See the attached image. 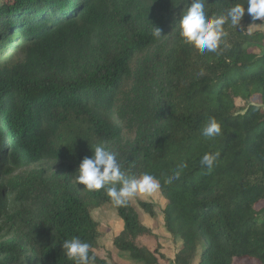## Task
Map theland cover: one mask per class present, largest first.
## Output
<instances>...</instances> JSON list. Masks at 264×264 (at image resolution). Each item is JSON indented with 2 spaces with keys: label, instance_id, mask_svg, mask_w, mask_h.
I'll list each match as a JSON object with an SVG mask.
<instances>
[{
  "label": "trees",
  "instance_id": "obj_1",
  "mask_svg": "<svg viewBox=\"0 0 264 264\" xmlns=\"http://www.w3.org/2000/svg\"><path fill=\"white\" fill-rule=\"evenodd\" d=\"M258 4L0 0V54L13 58L0 63V264H107L91 214L103 204L122 221L114 249L165 264L127 198L140 177L167 200L174 264H264ZM101 160L114 183L87 176Z\"/></svg>",
  "mask_w": 264,
  "mask_h": 264
},
{
  "label": "rangeland",
  "instance_id": "obj_2",
  "mask_svg": "<svg viewBox=\"0 0 264 264\" xmlns=\"http://www.w3.org/2000/svg\"><path fill=\"white\" fill-rule=\"evenodd\" d=\"M258 6L264 10V4H258ZM254 15L257 18V21L249 26V30L254 28H264V17L260 16L258 13H254ZM177 16L176 12L171 17L172 24H174V20L177 19ZM172 24L168 35L173 34L174 27ZM12 60L11 51L5 50L0 54V63L8 62L10 64ZM235 102L237 109L242 112L246 107L245 102L240 99H236ZM257 102V99L251 100V103ZM126 136H128V134H126ZM31 168L32 166H27V168H20L16 172H21L26 169L30 170ZM117 175L118 168L114 163L107 160H101L91 164L87 176L112 184L116 180ZM133 191L134 195L127 196V198L137 207L143 224H145L148 228H151V231H153L154 234L145 238L142 241L143 244H148L151 247H157L158 250L168 258L165 264H174L173 258L179 241L173 243L164 228L162 209L167 203V200L160 193L158 183L148 177H140L134 182ZM138 200L150 202L155 211V216L150 217L146 211L141 209L138 206ZM257 207L264 208V200L261 201ZM91 214L99 223L100 235L98 238V246L95 249V253L98 256L105 258L107 264H143L131 259L127 253L119 252L114 249L112 241L122 229V221L117 216L116 210L112 206L109 204H103L102 206L93 209ZM194 264L196 263L194 262Z\"/></svg>",
  "mask_w": 264,
  "mask_h": 264
}]
</instances>
